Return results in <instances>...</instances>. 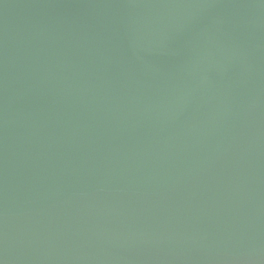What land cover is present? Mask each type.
Returning a JSON list of instances; mask_svg holds the SVG:
<instances>
[{"label": "water", "instance_id": "obj_1", "mask_svg": "<svg viewBox=\"0 0 264 264\" xmlns=\"http://www.w3.org/2000/svg\"><path fill=\"white\" fill-rule=\"evenodd\" d=\"M0 264H264V0H0Z\"/></svg>", "mask_w": 264, "mask_h": 264}]
</instances>
